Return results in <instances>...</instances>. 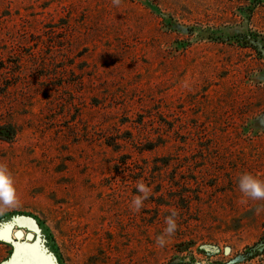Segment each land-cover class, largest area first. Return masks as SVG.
Listing matches in <instances>:
<instances>
[{"label":"rangeland","instance_id":"374dc122","mask_svg":"<svg viewBox=\"0 0 264 264\" xmlns=\"http://www.w3.org/2000/svg\"><path fill=\"white\" fill-rule=\"evenodd\" d=\"M2 125L0 264H264V0H0Z\"/></svg>","mask_w":264,"mask_h":264},{"label":"clouds","instance_id":"9594fccd","mask_svg":"<svg viewBox=\"0 0 264 264\" xmlns=\"http://www.w3.org/2000/svg\"><path fill=\"white\" fill-rule=\"evenodd\" d=\"M138 187L140 192L147 193L148 190L144 185H139ZM238 188L243 196L251 200H264V179H260L251 173H242L238 179ZM145 198L146 195L132 201L137 210L142 206ZM16 202L17 190L13 175L5 164L0 163V212L15 206ZM176 215L175 212H172L166 218L167 227L165 234L157 237L159 246L163 247L166 243V236H171L177 229Z\"/></svg>","mask_w":264,"mask_h":264},{"label":"trees","instance_id":"16d2710c","mask_svg":"<svg viewBox=\"0 0 264 264\" xmlns=\"http://www.w3.org/2000/svg\"><path fill=\"white\" fill-rule=\"evenodd\" d=\"M15 130L11 125H2L0 126V138L12 139L14 136ZM5 135V137H3Z\"/></svg>","mask_w":264,"mask_h":264},{"label":"water","instance_id":"95a60500","mask_svg":"<svg viewBox=\"0 0 264 264\" xmlns=\"http://www.w3.org/2000/svg\"><path fill=\"white\" fill-rule=\"evenodd\" d=\"M20 231L17 232V234L14 236L16 239H18V237L20 236ZM26 238L29 239V240H32L33 239V235L32 234H27L26 235Z\"/></svg>","mask_w":264,"mask_h":264}]
</instances>
